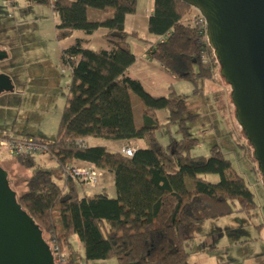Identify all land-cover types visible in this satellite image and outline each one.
<instances>
[{"label": "trees", "instance_id": "obj_1", "mask_svg": "<svg viewBox=\"0 0 264 264\" xmlns=\"http://www.w3.org/2000/svg\"><path fill=\"white\" fill-rule=\"evenodd\" d=\"M28 3L49 7L47 0ZM137 5L138 0H58L52 8L60 18L59 38H69L75 31L92 35L103 28L107 32L102 39L111 48L97 52L84 49L77 41L63 51L71 84L56 139L47 144L56 167L17 157L31 170L27 191L16 195L17 201L41 230L54 257L55 247L71 252L70 264H76L75 236L84 249L86 264L110 260L116 264H187L192 248L188 227L257 210L255 194L217 146L210 157L191 155L199 141L188 124L199 115L188 112V96L171 89L167 96L155 98L127 75L136 61L129 44L134 39L151 45L155 63L190 83L193 95L201 94V82L213 81L221 64L205 34L184 23L192 8L179 0H154L148 31L160 40L152 43L126 29V18L136 13ZM89 9L109 17L89 21ZM132 94L142 107L140 128L135 123ZM159 111L168 113L165 123H160ZM163 132L168 136L166 144L159 139ZM88 138L141 140L146 147L127 157L105 147H89ZM248 145L256 162L253 147ZM75 161L113 174L116 197L107 192L81 193L83 189L65 174L66 166ZM56 173L61 175L62 186ZM207 175H218L220 182H208ZM8 181L11 188L9 177Z\"/></svg>", "mask_w": 264, "mask_h": 264}, {"label": "rangeland", "instance_id": "obj_2", "mask_svg": "<svg viewBox=\"0 0 264 264\" xmlns=\"http://www.w3.org/2000/svg\"><path fill=\"white\" fill-rule=\"evenodd\" d=\"M153 6L154 0H138L136 13L126 22L129 32L136 31L150 42L154 39L148 31L147 15L150 13L147 12ZM196 15L192 8L183 19L184 23H190ZM108 17L98 10L88 11L89 21ZM59 24L60 18L50 6L32 5L28 0H0V49L9 55L7 60L0 62V73L9 76L15 87L14 92L0 95V133L10 132L18 138L27 133L46 144L55 141L71 84V70L64 65L62 54L83 36L82 32L75 31L69 38H59L56 29ZM129 44L138 61L133 69H152L143 62L149 45L134 39ZM103 47L110 48L101 37H97L90 50L100 52ZM154 65L159 66L157 63ZM183 81L184 87H191L190 83ZM215 86L220 89L215 90ZM201 88L202 92L197 96L190 90L185 93L189 94L186 102L188 112L199 115L188 124L191 134L199 141L191 155L210 157L212 149L217 146L255 194L257 215L254 211L251 214H233L188 227L192 249L187 264H264V185L257 164L251 158L252 149L242 137L241 126L234 118L233 105L229 101L231 87L225 84L217 68L215 79L202 81ZM157 94L156 98H160L161 93ZM132 100L141 106L134 94ZM172 131L176 138L177 128ZM159 139L162 143L169 142L165 132L159 134ZM100 141L109 148L112 145V141ZM35 159L45 167H50L53 161L49 155ZM0 166L8 173L16 195L24 194L31 170L24 167L17 157L8 155L0 156ZM55 178L60 180L61 175L56 173ZM205 179L214 184L220 182L218 175H207ZM110 184L108 176L103 174L97 187H79L83 194L87 191L94 194L103 185ZM73 247L76 264H86L79 242L75 240ZM61 253L69 256L71 252L64 250ZM107 264H116V261L110 260Z\"/></svg>", "mask_w": 264, "mask_h": 264}, {"label": "water", "instance_id": "obj_3", "mask_svg": "<svg viewBox=\"0 0 264 264\" xmlns=\"http://www.w3.org/2000/svg\"><path fill=\"white\" fill-rule=\"evenodd\" d=\"M207 23V41L231 87L229 101L241 135L253 147L264 185V0H179ZM9 58L0 49V62ZM0 73V95L14 92ZM0 166V264H55L34 220L22 209ZM11 185V184H10Z\"/></svg>", "mask_w": 264, "mask_h": 264}, {"label": "crops", "instance_id": "obj_4", "mask_svg": "<svg viewBox=\"0 0 264 264\" xmlns=\"http://www.w3.org/2000/svg\"><path fill=\"white\" fill-rule=\"evenodd\" d=\"M147 14H149V15H147V20L149 21V18L153 15V8H151L147 12ZM129 16H131V15H129ZM129 16H127L126 22H127L128 18H129ZM102 20H104V19H102ZM102 20H98V21H102ZM80 32H82V31H80ZM106 32H107V30L103 29V28H101L98 31L94 32L92 35H87L84 32H82L81 34H83V36H81V38L78 39L77 41H81L82 46H83L84 49H90L92 47V45H93L94 40L97 39V37H101L102 38V36ZM153 39H154V42H152V43H156V42H158L160 40V37L153 36ZM149 47H151V45H149ZM101 49H103L102 51L111 50V48H108V47H103ZM149 50H150V48H149ZM149 50H148L147 54L145 55V57H144L145 60L143 62H144L145 66L151 67L152 69H133L136 66L137 62H138L137 58H136L135 64L133 66H131L129 68L128 72H127V75L130 78H132L133 80L139 81L142 84V86L145 89V91L147 93H149L151 96L155 97V98L158 97L157 93H161V94H159L160 98L162 97L160 95H166L167 96L170 93L171 89L173 91H175L179 95L189 96V94H185L189 90L191 91V93H193L194 88H193L192 85H191V87H184L186 85H183L184 81L182 79H180V78L168 73L159 64L158 65L160 67L157 66V65H154L155 62L151 59ZM132 72H135L136 74H132ZM181 89L185 90V92H182L183 90H181ZM214 89L216 90V89H220V88H218V86H215ZM132 102H133L135 123H136L137 128H140L143 125L142 107L139 105V103H136V101L132 100ZM161 116H165V118L162 119ZM158 117H159L160 123L164 122V120L166 122V120L168 118V113H163L162 111H159L158 112ZM0 134L12 135L13 137L18 138V137L14 136L10 132H3V133H0ZM24 137L25 138L33 137V138L39 139V138H37V137H35V136L31 135V134H27V133L24 134ZM24 137H22V138H24ZM39 140L42 141L41 139H39ZM100 140H103V139L88 138V139L85 140V142H86V144L89 147H105L110 152H118V153H123V149L126 148V147H133V148H136V149H140V148H145L146 147V144H145L144 141H141V140L133 141L132 140V141H112V143H110L112 145L109 148L106 144H104ZM106 141H108V140H106ZM164 144H166V143H164ZM51 164L52 165L50 167H48V168H55L56 167L54 161H52ZM74 164H77L79 166H85V165H87L89 163L75 161ZM102 173L104 175L108 176L111 184L109 186L103 185L98 191H95L94 194H91L90 193L91 191L90 192L87 191L85 194L89 195V196H94V195H99L102 192H107L110 197L115 198L116 197L115 176L113 174H110V173H107V172H103V171H102ZM57 182L59 183L60 186L63 185L62 178H60V180H57ZM90 190H94V189H90ZM260 227H261L260 229L263 228V226H260ZM75 240L79 242V244L81 246V250L84 251V249L82 247V244L79 241L78 237L75 236L73 238V243H74Z\"/></svg>", "mask_w": 264, "mask_h": 264}, {"label": "built area", "instance_id": "obj_5", "mask_svg": "<svg viewBox=\"0 0 264 264\" xmlns=\"http://www.w3.org/2000/svg\"><path fill=\"white\" fill-rule=\"evenodd\" d=\"M47 1L52 9L58 0ZM195 11L197 15L187 25L199 28L206 36L207 23L201 14L197 10ZM135 152L136 148L133 147L123 149V154L127 157H133ZM4 155L37 158L49 155V149L46 143L33 137L15 138L12 135L0 134V156ZM65 174L78 186L82 185L91 188L97 187L103 178L102 171L93 164H87L81 167L74 166V163L68 164L65 169ZM54 251L56 252V257H54L55 264H70L68 262V256L62 254L58 247H55Z\"/></svg>", "mask_w": 264, "mask_h": 264}]
</instances>
